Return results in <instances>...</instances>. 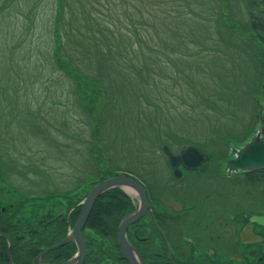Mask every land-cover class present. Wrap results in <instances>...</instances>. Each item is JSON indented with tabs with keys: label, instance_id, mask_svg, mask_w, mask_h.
<instances>
[{
	"label": "rangeland",
	"instance_id": "1",
	"mask_svg": "<svg viewBox=\"0 0 264 264\" xmlns=\"http://www.w3.org/2000/svg\"><path fill=\"white\" fill-rule=\"evenodd\" d=\"M91 4L70 0L60 14L58 0H0V191L22 205L50 200L41 218L123 171L165 174L147 165L160 161L164 140L202 146L224 165L261 128L264 0H118L112 28L137 31L140 53L96 41ZM80 28L87 39L75 37ZM102 202L84 231L100 243L113 240L94 231L110 217L112 201ZM256 251L264 258V246Z\"/></svg>",
	"mask_w": 264,
	"mask_h": 264
},
{
	"label": "flooded vegetation",
	"instance_id": "2",
	"mask_svg": "<svg viewBox=\"0 0 264 264\" xmlns=\"http://www.w3.org/2000/svg\"><path fill=\"white\" fill-rule=\"evenodd\" d=\"M181 149L170 147L175 155H180ZM204 153L209 159L198 168L179 162L175 169L170 156L162 152L158 163L146 164L166 168L165 174L158 172L147 177L132 170L131 178L146 188L148 205L143 211L138 190L134 192L133 206L130 200L126 204L110 194L103 195L112 201L113 206L103 210L110 217L100 220L104 222L102 229H93H105L113 240L100 243L94 235L84 233L92 210L81 229L83 254L78 237L72 232L84 198L74 207L66 205L64 212L49 213L43 218L36 215L41 207L38 200L25 206L21 218L11 216L13 204L0 203V264H131L118 236L122 220L133 215L134 223L125 234L137 264H264L263 256L258 257L256 251L257 246H264V226L253 221L254 217H264V168L229 172L228 158L222 165L216 153ZM100 203L104 202L97 201L96 205ZM247 230L263 240L244 242L241 235ZM67 237L65 245L40 257Z\"/></svg>",
	"mask_w": 264,
	"mask_h": 264
},
{
	"label": "water",
	"instance_id": "3",
	"mask_svg": "<svg viewBox=\"0 0 264 264\" xmlns=\"http://www.w3.org/2000/svg\"><path fill=\"white\" fill-rule=\"evenodd\" d=\"M264 132L262 129H260L253 137L251 138V141L246 143L243 148L240 150H234L232 148V158L229 159L227 162L226 169L229 172L233 171H251L255 170L256 168H264ZM197 154V158H195L192 154ZM200 154V156H199ZM189 162L194 161L197 165L198 162L202 160V155L196 148L189 147L187 150L182 152V156L177 160L179 161ZM196 167V166H193ZM121 185H128L130 187H133L134 189H137L141 193V198L143 200V211L148 205V201L146 199V193L145 189L141 188L133 179H129L126 177H117V178H111L109 180L103 181L99 183L97 186H95L92 190H90V193L88 194L86 200L84 201L82 214L77 220L76 227L74 229V235L77 236V240H79L80 247H81V254L84 253V247L82 243V236H81V229L84 227L85 222L88 219V216L90 214V211L97 200L99 196L106 191L110 190V188H114L116 186ZM135 216L133 218L126 219L122 222L121 227L119 228V241L122 245V248L125 252V255L128 256L129 260L131 261V264H137L136 260L134 259V256H132L131 253V246L127 243L126 237H125V229L130 225L134 223ZM261 223L264 224L263 218H258ZM242 239L244 241H250V242H258L259 237H255L251 232L247 233V235L243 234ZM68 241L65 240L64 242L58 244L63 245L66 244ZM57 245V246H58ZM56 246V247H57ZM55 247V248H56Z\"/></svg>",
	"mask_w": 264,
	"mask_h": 264
},
{
	"label": "trees",
	"instance_id": "4",
	"mask_svg": "<svg viewBox=\"0 0 264 264\" xmlns=\"http://www.w3.org/2000/svg\"><path fill=\"white\" fill-rule=\"evenodd\" d=\"M59 1V10L58 12L64 13V9L65 6H63L65 3L68 4L70 0H58ZM92 4L90 5V11H91V16L93 18H91L94 22H96V28H94L92 30V33H94L95 35V40L97 42L102 41L103 39L106 40L107 42V46L111 49H113V47H115V45H121L122 47L126 48L129 46L133 45L134 51H136V53H140L141 51L137 48V43L134 42L135 38H136V28H137V22H135L130 15L129 16V20H131L130 22V26H132L135 29V33H133L132 31L128 32L129 35H123V34H119V30H116L115 28H112V25H114V20L119 22V15L118 12H116L114 6L116 4H118V0H106V4L105 6L99 7L97 6V4H95V0H91ZM94 2V3H93ZM108 6V7H106ZM69 13H65V15H63V18L65 20V22H68L69 18H68ZM104 16L106 18L101 20V17ZM72 20V19H71ZM91 20V22H92ZM89 22V23H91ZM143 22L145 23V27L147 25H151L152 24V20L148 19L147 20H143ZM69 23L71 24V21H69ZM261 24H263L262 22H260V26H262ZM257 22L254 20L252 22V26L254 28V30H257ZM74 34L75 37L77 38H81V39H87L88 37V33L85 30H82L81 28L79 30H74ZM259 37H261V39L263 40L264 43V37L262 35H260ZM149 34H146V36L140 37V39H144V40H149ZM264 46V44H263ZM63 49V47H62ZM60 65V68L64 69L65 71H67L70 74V71L68 68H64L63 64L61 62L58 63ZM75 81L79 84L82 85L83 79H79L78 76H76ZM263 87H264V79H263ZM85 95V94H84ZM264 124V123H263Z\"/></svg>",
	"mask_w": 264,
	"mask_h": 264
}]
</instances>
